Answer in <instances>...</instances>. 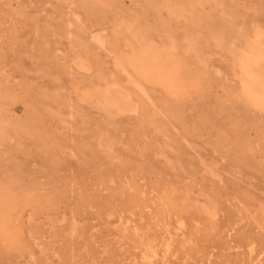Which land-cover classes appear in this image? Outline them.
<instances>
[{
    "label": "rangeland",
    "instance_id": "obj_1",
    "mask_svg": "<svg viewBox=\"0 0 264 264\" xmlns=\"http://www.w3.org/2000/svg\"><path fill=\"white\" fill-rule=\"evenodd\" d=\"M228 1L234 5L237 15L235 18L239 25L248 26L251 30L264 31V0ZM123 5L131 12H138L141 9L132 0H123ZM20 7H23V13L18 12ZM143 9L146 11L145 21L148 24H156L168 17L166 11H160L162 14L160 16V13L152 7ZM204 9L210 12L211 4L207 3ZM77 10L79 9L74 5L67 6L60 0H0V20L2 21L0 26H3V29L0 27V30H3V33H0L3 37L0 38L2 76L8 79L9 85L14 84L15 88H23V91L22 89L20 91L23 97L12 100L9 107H15L14 117H21L22 120H27L32 112H36L40 120L39 125L43 124L50 133L62 138L60 140L57 138L61 143L57 146L58 155L52 147L46 148L42 140H34L28 135L15 134L6 142H0L2 145H0V158L5 168L0 172L1 179L19 174L20 180L16 184L17 187L21 184L37 183L39 189L36 193L45 195L50 192L57 194L56 197H58L57 204L48 209L43 208L31 221L29 213L32 208L26 207L20 227L29 246L28 250L22 256L12 251L14 256L12 258L8 256L10 259L0 254V264L1 262L2 264H37L38 262V264H137L136 260L130 258L133 256L134 259V253H138V249L133 247L134 244L137 245L140 241L149 238H156L159 241L160 237L166 234L167 225L170 226L171 231L175 230L176 215H166L167 210L165 211L162 207V198L171 194L173 185L178 189L192 188L193 193L191 192L189 203L191 202L190 205L194 207L193 210L192 206H187L184 212V216L188 219V228L186 237L182 239L179 237L173 247L175 253L173 257H176L171 258L174 264H206V260L207 264H245L249 255L246 248L247 241L254 240L258 248L264 247V222L257 219V211L264 208V151L260 149L248 156L239 150L215 148L214 143L219 138L224 137L225 134L232 136L235 134L232 118L221 110L219 104L226 97L228 86L238 84L236 77L231 78L228 73L233 65L230 54L220 49L210 51V48H207V84L202 90L187 96L183 104L184 118L180 122L177 119H169L171 122H168L167 135H158L151 131L153 124L147 119V114L150 113L147 112L145 115L144 109L141 110L142 114L118 117L117 122L111 120L103 122L100 116L99 100L95 99V107L82 101L66 100V95H72L74 100L77 99L76 94H72L67 89L68 83L73 78L92 82L90 87L93 91L114 85L113 82H108L111 79L109 73L112 71L114 54L105 48L90 44L100 59V62L93 61L95 57L87 55L80 46L73 48L72 42L77 37L74 27H70L67 32H61L58 28L65 16L71 15L76 19L77 16L73 13ZM27 13L28 15H25ZM218 14L223 15L220 11ZM81 17L85 19L83 14ZM174 24L182 26L184 19L174 21ZM11 25L13 26L10 28ZM86 25L89 29L87 36L96 33L111 35L115 26L111 16L103 19L91 16L87 19ZM156 39L160 40L158 37ZM74 60L90 61V69L75 74L66 72V65L70 61L73 64ZM123 79L128 81V76L123 74ZM147 86L152 92V100L146 99L147 103L151 107L156 106L155 102L161 101L164 91L151 84ZM43 93L52 96L59 93L61 98L56 100L54 97H43ZM151 102H154L153 105ZM141 103L139 102L140 105ZM59 106L64 109L62 117L66 121H61L58 115L52 116V111ZM90 111L93 115L90 118L96 125L98 123L107 125L108 130L103 134L115 135L120 139V143L118 142L109 153L98 142L97 146L95 145L92 130H81V126L78 125V115L87 116ZM70 112L74 117L70 115ZM251 118L256 122V126L249 130L250 139L260 143V147L263 148L264 138L260 140L257 133L264 129V113L254 110L250 113ZM141 130H145L147 135L145 138L148 140L137 138L136 134ZM142 145H146L145 148ZM160 147H165L168 158L158 153ZM4 159L10 162H5ZM169 161L173 162V167ZM212 167L218 171V176L210 172ZM4 170L6 172H3ZM117 172L123 174V180L115 175ZM129 182L133 184V187L128 190ZM202 192L205 194L202 195ZM210 196L218 200L219 215L213 222L199 211V208L206 205L212 198ZM130 199H133V202ZM107 210L113 212L112 219L120 214L135 218L140 228V236L130 229L127 236L122 237L119 231L117 232V224L108 220ZM239 210H241L240 213ZM73 216H76L79 221L83 236L82 234L76 237L71 236L70 222ZM239 216H242L241 219L244 218L241 220ZM147 218L152 219L150 221L152 224ZM233 226L235 229L231 238L228 237L227 231ZM232 239L233 243H230ZM234 242L242 244L243 249L239 251L231 249L229 246ZM182 243L188 246L184 247L185 244ZM71 245L72 247H69ZM41 246L48 247L47 255L44 253L41 255ZM30 251H34L36 257L33 258L34 261Z\"/></svg>",
    "mask_w": 264,
    "mask_h": 264
},
{
    "label": "bare ground",
    "instance_id": "obj_2",
    "mask_svg": "<svg viewBox=\"0 0 264 264\" xmlns=\"http://www.w3.org/2000/svg\"><path fill=\"white\" fill-rule=\"evenodd\" d=\"M60 1L65 3L67 6L74 5V7L79 9L77 11L81 10L80 12L74 11L73 13L74 16H77L76 19L73 18V16L71 15L69 17L65 16L64 20H62V23L59 24L58 26L61 32L69 31L70 27L75 28L77 37H75L74 41L72 42L73 48L74 47L77 48V46H80V48L84 50L87 55L90 56L93 55L95 57L93 61H99L100 59H99V55L97 54V52L93 50L90 44H95L96 47L98 48H105L110 53L114 54V62H113L114 68L112 67V71L109 73L111 79L108 81V82H113L114 85L112 84V86L106 89L93 91L91 90L90 87L92 85V82H88L84 79L76 80L77 78H73L68 83L67 89L70 90L69 92H71L72 94L74 95L76 94L77 99L74 100L72 98L73 97L72 95H66L67 101L69 100L82 101L86 104H90L92 107H95L94 105L95 99L99 100L100 116L103 122H108L109 120L113 122H117L118 117L131 116L132 114H140L142 112L141 110L144 109L145 115L147 112L150 113L147 114L148 115L147 119L153 124L151 131L154 134L167 135L168 134L167 132L169 130L168 122H171L169 121V119H177L180 122L184 118L183 104L186 101L187 96H189L190 93L202 90L204 88V85L207 84V68H208L207 48H210L209 49L210 51L215 49H220L230 54L233 65L228 70V73L231 75V78L236 77L238 84L229 85L227 88L226 97H224L221 103H219L221 106V110L223 112H226L230 116V118H232L235 127V134L233 136L225 134L224 137L219 138V140H217L214 143L215 148L239 150L248 156H250V154H253L260 149L264 151V146L263 148H261L260 143L251 140L249 134L250 128L256 126V122L253 121L252 118L250 119V113L254 110L264 113V31L260 29L251 30L250 28H248V26L239 25L237 19L235 18L237 15L234 10V5L231 2H229L228 0H132L138 6H140L141 9L138 12H131L126 8H124L123 0H60ZM207 3L211 4L212 9L210 12H207L204 9ZM149 7H152L154 10L160 13L159 14L160 16L162 15L160 11H166L168 14L167 19L163 20L160 18L161 20L156 24H148L145 21L146 11L143 8H149ZM219 11L222 12L223 15H219L218 14ZM18 12L23 13L24 12L23 7H20ZM82 14L84 15L85 19L81 17ZM25 15H28V13ZM91 16L97 19H103L107 16H111L115 25L112 34L103 35L102 33H96L87 36V32L89 29L86 25V21ZM16 18H15V22H16ZM181 19H184V25L179 26L177 24H174V21L178 22ZM22 21L23 20H21V22ZM15 24L17 26V23ZM5 25L6 22L4 26ZM12 26L13 25H11L10 28ZM94 27L95 26H93V28ZM0 33H3V30ZM157 37L160 39L159 41H157L156 39ZM0 38L3 37L0 36ZM90 66H91L90 61L74 60L73 64H71L70 61L66 65L65 71L70 74H75L78 72H86L90 69ZM72 68L74 69L72 70ZM2 70H3V66L0 65V142L2 143L6 142L11 137H14L13 135L15 134H23L32 137L34 140L36 139L42 140L46 148L52 147L53 151L57 153L58 150L57 146L61 144L58 140L62 138L57 137V135L53 133H50L49 130L46 129V127L43 124L39 125L40 120L38 119L37 117L38 114H36V112H32L31 114L30 112L27 113L28 116L30 114L27 120H22L20 119L21 117L20 118L14 117L15 107L10 108L9 105H11L10 102L12 100L13 101L18 100L21 97H23L21 96L22 92H20L21 89L23 91V88L22 87L15 88V86L13 87L14 84L12 86L11 84L9 85L8 79L2 76L3 75ZM123 74H126L128 76L127 79L128 81H125L123 79ZM148 84H151L154 87H160L164 91V96L161 99V101L155 102L156 106L151 107L147 103L146 99L152 100V92L149 91L147 86ZM28 93L29 92L27 91V95ZM42 96L54 97L56 100H60L61 98V94L59 93H56L54 96L47 93H43ZM139 102H142L141 105L139 104ZM151 103H152L151 105H153L154 102ZM63 110L64 109L61 106H59L56 110L52 111V116L53 114L58 115L60 116L61 121H66L65 118L62 117ZM88 113L89 115L83 117L81 115H78L79 119L77 121L79 127L81 126V130H92L94 135L95 145L97 146V142H98L100 146L105 148L104 150H106L108 153L111 152V150H113V147L120 141V139L115 135L103 134L104 131L108 130L107 125L100 123L96 125L95 121H93V119L90 118V116H93L91 111ZM70 115L73 116L72 112H70ZM164 117H166V119ZM257 134L259 135L260 140L263 139L264 129H261ZM136 135L137 138L140 139L147 137L145 130L139 131ZM13 141L14 140H12V142ZM52 143L53 145L51 146ZM142 146L145 148L146 145H142ZM158 153L168 158V154L165 151V147H160V149H158ZM8 155L10 156V154ZM11 160H12L11 162H13L12 158ZM2 161L0 158V172L2 171V169H5L3 167V164L1 163ZM169 162L173 167L174 166L173 162L172 163L171 161ZM3 172H6V170H4ZM210 172L213 173L214 175L217 176L219 175L218 171L214 170L213 167L210 169ZM115 175L119 178H122V180L124 178L121 172H117L115 173ZM39 179L41 178L39 177ZM19 180H20L19 174L14 176L9 175L7 177H3L2 179L0 178V254L5 255L7 259H10L14 256L12 251H14L16 255L22 256V254H24L28 250L27 248L29 246L26 242V239L20 227V223L23 220L22 219L23 212L26 209V207L29 206L32 208L31 212L29 213V220L31 221L35 218V215L43 208L48 209L54 206L55 204H57L58 202L57 201L58 197H56L57 194L55 193L49 192L45 195L36 193L37 189H39V185L37 183H32L27 185L21 184L22 186L19 185L17 187L16 184L19 182ZM127 185L126 186L128 190L133 187V184L131 182H129ZM191 192H192L191 187H184L182 189H178L173 185L172 191L170 192L171 194H169V196H164L162 198V204H163L162 207H164L165 211L167 210L166 215H170V214L176 215L175 230L171 231L169 228L170 226L167 225L168 227L165 230L166 234L163 232L164 235L162 233L163 237H160L159 241H157L156 238L155 239L149 238V239H145L144 241H140V243L137 245L136 244H134V246L132 245L134 248L138 249V253L137 252L134 253L135 256L134 259L133 256L130 257L132 258V260H136L135 262L137 264L138 262L139 264H174L171 258L175 254L173 247L175 246V242L179 237H181L182 239V237L185 236L188 228V219L184 216V212L186 211L187 206H192V204L190 205L191 202L189 203L191 198L190 197ZM204 194L205 193H203L202 195ZM193 199L195 200L196 198ZM74 202L76 203V201ZM131 202H133V199L131 200ZM156 207L158 206L156 205ZM188 209L191 210L192 208L191 209L188 208ZM241 210H239L238 212L240 213ZM199 211L205 218H208L213 222V220L219 215L218 200L216 199L214 200L213 197L210 198L206 205L204 206L202 205L199 208ZM106 212H107L106 215L108 217V220L112 223L117 224L116 226L117 232L119 231L118 233L122 237L127 236L130 229L133 230L134 234L139 235L140 228L135 218H133L132 216H123L122 214H120L116 218L112 219L113 212L111 210H107ZM161 215H163V213ZM257 216H258L257 219L264 222V208H260V210L257 211ZM241 217L239 216L240 219ZM252 218L254 219V217ZM148 220L150 222L152 219L151 220L148 219ZM92 221L94 220L92 219ZM211 221L210 222L207 221V222L212 223ZM164 222L165 221L163 220V223ZM150 223L152 224V222ZM240 223H242V221H240ZM194 228H196V226ZM52 229H54V227ZM234 229H235L234 226L228 229L227 231L228 237L230 236L231 238H233ZM70 230H71V236L73 237L74 236L76 237L78 234H82L80 232V225L76 216L72 217V221L70 222ZM70 230L68 231L70 232ZM248 233L251 234V232ZM209 234L211 235V233ZM70 242H72V240ZM35 243L38 244V242L36 241ZM230 243H233V239ZM186 245L187 244H185L184 247ZM69 247H72V245ZM229 247H231V249L234 248L237 251L243 249V245L236 242H234V244H231ZM246 248H247V253L249 255L247 257L248 261L245 264H264V247L258 248L257 242L251 240L249 242L247 241ZM48 250H49L48 247L46 246L44 248L42 247L41 255L42 253L47 255ZM79 250L78 252H81ZM8 256H10V258H8ZM30 256L34 261L33 259L35 257L34 251H30ZM73 259L75 258L73 257ZM71 261L73 262V260ZM209 262L210 263L212 262L211 256L209 258ZM182 264H186V263H182ZM206 264H207V260H206Z\"/></svg>",
    "mask_w": 264,
    "mask_h": 264
}]
</instances>
